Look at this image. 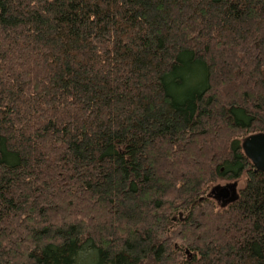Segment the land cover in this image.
<instances>
[{
    "label": "trees",
    "instance_id": "16d2710c",
    "mask_svg": "<svg viewBox=\"0 0 264 264\" xmlns=\"http://www.w3.org/2000/svg\"><path fill=\"white\" fill-rule=\"evenodd\" d=\"M258 133L264 0H0V264H264Z\"/></svg>",
    "mask_w": 264,
    "mask_h": 264
},
{
    "label": "water",
    "instance_id": "95a60500",
    "mask_svg": "<svg viewBox=\"0 0 264 264\" xmlns=\"http://www.w3.org/2000/svg\"><path fill=\"white\" fill-rule=\"evenodd\" d=\"M242 149L255 171L264 174V133L246 137L242 142ZM210 195L219 201L233 202L237 199L236 183L224 187L217 186L211 190Z\"/></svg>",
    "mask_w": 264,
    "mask_h": 264
},
{
    "label": "rangeland",
    "instance_id": "374dc122",
    "mask_svg": "<svg viewBox=\"0 0 264 264\" xmlns=\"http://www.w3.org/2000/svg\"><path fill=\"white\" fill-rule=\"evenodd\" d=\"M244 181H245V177H242L240 180H238L237 182H236V184H237V188L239 189V188H241L242 186H243V184H244ZM231 185V184H233V182H228V183H226V182H223V181H219L218 183H217V186H220V187H224L225 185Z\"/></svg>",
    "mask_w": 264,
    "mask_h": 264
}]
</instances>
